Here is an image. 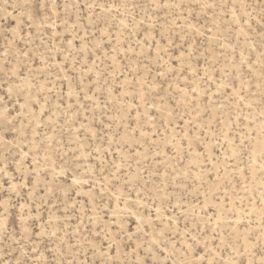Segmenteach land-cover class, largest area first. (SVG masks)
Here are the masks:
<instances>
[{
  "label": "rangeland",
  "instance_id": "obj_1",
  "mask_svg": "<svg viewBox=\"0 0 264 264\" xmlns=\"http://www.w3.org/2000/svg\"><path fill=\"white\" fill-rule=\"evenodd\" d=\"M157 2L183 7H156L152 0H28L24 7L26 0H0V70L5 59L9 66L19 62L37 85L20 91L16 85L24 81L16 80L8 95L0 79V259L14 264L13 257L25 258L23 249L29 264L91 261L99 258L92 248L99 253L102 244L107 252L119 244L120 261H131L125 244L151 239L137 231V221L147 224L149 215L183 248L185 231L197 225L209 247L221 238L243 245L232 223L240 214L241 231L256 244L264 229V151L253 155L256 141L264 142V0H206L208 8L200 0ZM38 5L32 27L23 24L25 40L4 57L7 26L16 28L15 17L27 21ZM161 25L187 33V40L158 60L156 43L168 45ZM220 204L227 211L221 218ZM168 217L177 221L174 228ZM69 244L79 253L69 252Z\"/></svg>",
  "mask_w": 264,
  "mask_h": 264
},
{
  "label": "snow or ice",
  "instance_id": "obj_2",
  "mask_svg": "<svg viewBox=\"0 0 264 264\" xmlns=\"http://www.w3.org/2000/svg\"><path fill=\"white\" fill-rule=\"evenodd\" d=\"M152 2L156 5V7H177L182 8L183 5L181 4H169V3H158L157 0H152ZM29 3L28 0H26V3L24 7H28ZM126 7V5H124ZM141 7L145 8V5H133V7ZM7 7H18L17 5H11L9 4ZM7 7L4 9L5 13L7 14ZM43 7V5H38L36 7L35 14L29 13L28 14V20L25 21L23 19V16L15 17L16 22V28H12L11 23L7 26L11 29V36H9L7 33L5 34V51L3 52L4 57H7L9 55L8 49L11 45L16 44L18 41H24L25 37L23 36V24L27 23L28 27H32V21L35 19L37 15H39V8ZM91 7V5H90ZM199 7L201 8H208L211 7L208 3H206V0H200ZM262 11H264V4L261 5ZM178 18V17H177ZM261 21H264V15L261 16ZM123 24L124 22L121 21ZM144 23V20H140L138 24H134L133 27H139V25H142ZM124 27H127V25H124ZM153 29H155V25H150ZM175 27H180V25H175ZM160 37L161 40L166 39L168 41V45L165 47H161L159 42L156 43V58L158 60H163L164 55L167 54L170 46H176L177 41H186L187 40V33H176L174 32L173 27H169L167 29V32L164 30V25L160 26ZM189 28L192 31H198L195 27V25H189ZM147 31V30H146ZM154 39V38H153ZM179 48L181 49V56L179 57V60L181 61V67L180 71H183V63H184V44L180 43ZM87 45L84 44L80 47L79 51H85ZM191 47V46H189ZM21 54L24 57H28L35 61L36 57L31 54L30 52L20 50ZM161 53H164V55H161ZM193 55L192 51H188V56L191 57ZM264 56V53L261 54ZM40 63L44 65L45 67L48 66V59L43 55V53L40 56ZM65 59H67L65 57ZM113 60H115V57H113ZM5 67L0 70V79L3 80V83L5 85H9L7 92L8 95H11L14 91V89L10 86L12 83H14L16 80H23L24 84H17L16 87L23 91L25 87H27L29 90L37 85L33 84V80L29 79L27 76L24 75V72L22 71V65L17 62L16 66H9V61L7 59L4 60ZM60 67V65H57ZM189 67L191 65L189 64ZM164 68V65H161V69ZM63 70V69H62ZM172 72H176V68H170L169 69ZM165 71L161 70L158 72V75L161 77L165 76ZM193 76L196 75V72L193 71ZM262 78H264V69H262L261 72ZM97 83L100 79V74H96ZM203 79V77L201 78ZM187 82V81H186ZM105 83H107V80H105ZM149 87H151L153 90H156L157 87L160 88V90H164L162 88V85L157 86L155 84L150 83ZM169 88L172 87L171 84L168 85ZM224 87H227V85H224ZM243 87V85H242ZM181 92L187 96V92L185 89H180ZM191 92L196 93L197 88L193 87L191 89ZM17 95H19V92H17ZM72 92L71 89L69 90V96L71 97ZM147 94L143 91V88L140 90V101L147 105L150 103V101L146 98ZM84 99H92V97L88 96L87 92L84 94ZM161 100L164 99L163 96L160 97ZM80 96L77 95V101L79 102ZM186 101L180 98H177L176 103L182 104ZM93 103H96V101H93ZM81 107H87L86 105H80ZM141 104H136V107L139 108ZM155 107V105H153ZM161 110L160 107H156V111L159 112ZM43 112H41V115ZM147 115V113H145ZM171 115V113H169ZM140 113L137 114V120L139 121ZM171 123V121H169ZM143 135V133H141ZM189 147L191 145L189 144ZM187 176V173H185ZM80 181L74 180L73 183H79ZM161 209L157 207V217L159 218ZM148 223L144 224L142 220L137 221V231L143 232L144 236L151 235V239L146 240L142 243H137L135 247H133L131 244H125V248H132V255L133 259L131 261L124 260L120 261V249L119 244H116L115 247H113L112 244H109L108 251L105 252L103 245L101 244L99 253H97L96 248H92V255L94 257L99 256L98 259L94 260H76L75 258H70L67 261H64L63 259L57 260V261H48V260H41V264H264V243H261L262 240H264V229H262L260 237L257 238L256 244L251 245L249 247V238L245 237V243L243 245H239L237 243H233L231 240L225 241V239L221 238L220 243L218 245H214L213 247H209V241L206 238V235L202 236L200 233L203 231L199 228V225H197V230L194 232H188L185 231L184 236L187 237V239H184V247L183 248H177L176 242L174 240V237L168 233L165 232L163 228H160L158 225H155L151 221V216L149 215L147 217ZM170 221H172V224H170L168 227H173L177 223V221L173 217H168ZM211 219V217H209ZM185 227L187 228V221H185ZM146 229H152L151 233L149 231H146ZM215 231V229H213ZM99 233H97L98 235ZM41 235H43V232H41ZM53 236L56 235L55 232L52 233ZM217 237L213 236L212 239L215 240ZM139 240L140 238L137 237ZM190 241V242H189ZM85 243H90L87 238H85ZM169 242H171V246H169ZM17 244H19V241H16ZM141 249H143V256L141 255ZM231 250L229 252V256L227 259L224 258V254L226 251ZM79 247L69 244L68 245V251L73 252L74 255L79 253ZM21 254L25 257L23 259L13 257L14 264H29L28 259L26 258L28 253L24 252L23 249H20ZM32 251H35L33 249ZM59 252L61 256L67 255V252L64 248L59 249ZM115 253V255H113ZM88 253L85 251L84 256L87 257ZM125 256L128 255L127 252L124 253ZM0 264H11L8 260L0 259Z\"/></svg>",
  "mask_w": 264,
  "mask_h": 264
},
{
  "label": "bare ground",
  "instance_id": "obj_3",
  "mask_svg": "<svg viewBox=\"0 0 264 264\" xmlns=\"http://www.w3.org/2000/svg\"><path fill=\"white\" fill-rule=\"evenodd\" d=\"M264 151V142H260V141H256V143H255V147H254V151H253V155H256V154H258V153H261V152H263ZM253 169V168H252ZM231 208H233V206H231ZM223 211H226V209H225V206L224 205H222V204H220L219 205V207H218V213H219V218H221V212H223ZM250 211H251V213H253V212H255L256 213V208L255 207H252L251 209H250ZM261 211V210H260ZM120 212V209H119V207L117 206V207H115V214H118ZM227 212V211H226ZM241 219H242V217L240 216V214L238 215V217L237 218H234L233 219V221H232V223L234 224V226H233V231L235 232V234L236 235H242L243 236V238H245L246 237V235H245V232H243V231H241V229H240V227H239V224H240V222H241ZM245 241V240H244ZM250 243H249V247H250Z\"/></svg>",
  "mask_w": 264,
  "mask_h": 264
}]
</instances>
